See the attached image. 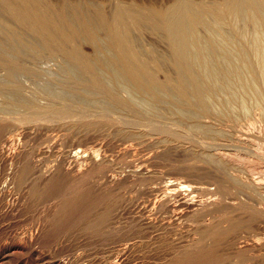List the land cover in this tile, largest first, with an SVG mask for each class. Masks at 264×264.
<instances>
[{
	"label": "bare ground",
	"instance_id": "bare-ground-1",
	"mask_svg": "<svg viewBox=\"0 0 264 264\" xmlns=\"http://www.w3.org/2000/svg\"><path fill=\"white\" fill-rule=\"evenodd\" d=\"M171 1L169 5H166L167 7L163 6L165 9H161V12H157L153 9L154 11L149 10L147 13L139 11L135 13L131 11L133 13H130V11L127 10L128 8L126 10L116 8L107 14L98 4H95L98 2L93 0H61L58 4H52L49 0H13L12 4L17 6L15 11H13L12 5H10L11 7L5 6L6 3L11 1L7 2L6 0H0L1 12L6 13L7 17L9 16V18L19 22L18 24L24 22L25 26L30 30L29 32H31L34 37L41 40L42 43H40L42 45L44 44L47 47L50 44H58L61 48L63 46L62 57L59 56L60 52L59 54L57 53V58H62V61L61 59L60 61L64 65H61V69L64 67V70L67 71L63 73L66 72L69 74L68 76L74 77L76 81H81L77 83L73 78L75 82H70L72 86L74 85V92H70L69 94H65L64 92V94L58 93V90L53 89L54 87L52 88L50 85L43 84L45 76L42 75L41 72V75L34 72L29 74L31 71L29 70L27 74L24 70L26 69L23 67L24 65L22 66L21 63L19 64V62H21L19 59L16 60L18 63L12 62V59H10V61L8 60V62L4 61L5 59L0 62V80H7L5 82L8 83L6 84L2 80V82L6 84L4 85L1 84L2 82L0 81V115L1 113H9L11 114L10 116H13V113L16 112L19 114L24 111H21V109L25 108V103H28L27 108H30L22 115L15 116V118L8 117V115L6 118H4V116L0 119V207L8 204V201L9 203H13L11 199L14 196V199H18V197L20 199L28 198L31 203L36 202L35 204L37 206H41L45 201H57V204L48 214H44V216H42V214L39 215L36 223L34 222L35 225H32V228L29 230L30 232H27L28 234L24 235L22 240L19 238L21 240H19V243L13 244L5 250L7 254L5 253L4 257L0 258V264L19 262L22 255L16 253L14 250H22L23 244H27L26 246L28 247L32 242L40 241L48 225H58V223L60 224V222L64 220L66 222V219L68 220L75 211L80 209L85 199L91 198L97 202L101 201V198L100 200L97 199L99 196H97V198L93 197L91 193L94 194V191L107 192L110 188L112 190L115 186H119L118 184L120 181L118 182V180L115 179L113 176L114 174H110L112 176L106 175V168L111 166V162L109 166L106 165V163L108 164V160L97 162L98 159L95 158L97 155H93V151L90 153L86 149L80 148L78 144H73L70 148L69 155L71 154L70 156L73 157V160L74 158L75 160H79L87 157L83 160L85 161L83 166H79L75 163L71 168L68 167L64 169L63 167H58L54 169L53 172L48 168L50 165L44 168L42 163H38L39 160L38 162L35 161L38 163L36 164L29 158L22 159L23 162L20 163H24V160L25 163L19 165L20 163L17 162V159L20 156L17 158L18 155L14 157H12L13 154L10 155V150L15 147L19 139L16 137H19V135L20 138L21 135L28 136L30 134L29 131H32L31 129L42 128V130L44 129L46 131V129L48 130L52 126H58L59 128L65 127L69 130L74 129L75 131H82L85 133L91 132V134L101 133L102 129L107 127L108 129H113L117 135L127 139H143L147 136L150 137V135L151 137L152 135H157L159 137L158 140L156 138L154 139H156L163 148L181 151V153H184V155L186 154V156L189 155L200 162L202 161L203 164L214 171V181L218 185L217 188L219 192L225 195L224 200L228 198V201L225 200L226 202H219V198L215 197L216 194L214 193L215 198L207 202L204 200V204L197 205L190 198L181 197V192L189 191V194H195L205 190L207 192L206 186H191L178 182L177 179L169 181L168 183L166 182V192H168V189L170 193L180 197L174 206H165L174 216L172 220L175 222H173L172 225H174V223L176 224V222L179 223L184 218L187 220L191 219L193 224L186 227L187 229L183 232L177 229L170 230L164 228L167 232L169 231L167 234L170 233L173 236L181 235L179 236L181 238L185 235L191 240L187 242L183 240L184 242L181 243L179 241L180 246L175 241L180 250L178 249V252H174L175 254L169 258L168 263L164 264H186L187 262L190 264L189 260L192 259H198L199 262V258L205 259V257H210V251H208V249L212 247H217V250H230L232 256L231 254L230 257L224 254L222 255L223 261L225 260L226 264H264V237H261L262 239L260 240L259 238L256 239L253 235V230L255 228L259 229L262 227L264 231V196L260 194V192L264 190V184L254 180V176L251 177L249 174L240 171L241 169L243 170L244 166L242 165L243 167L238 169L240 166H238V162L241 163V161L237 159H241L243 156H237L235 152H231V149L228 150V147H231L236 149L241 148L239 150L244 148L247 151L245 152L246 154L248 151L254 152L253 149L255 148L254 144H256V141L254 143L252 140L245 139L238 135L237 133L240 131L236 128L242 125L241 121H245L244 123H246L252 120V109H255L254 113L257 110L259 118H261V121H264V0H217V2H212L210 4L201 2V0L200 2H191L188 0ZM160 8L161 7H159V9ZM8 24L4 26L5 28L2 26L5 30L7 29L6 31L11 30ZM144 31L152 37L153 40L157 41L159 46L161 44L165 48L170 58L168 70H171V75L169 72V75L163 72L164 68L161 67L163 61L159 64V59L157 60L156 58L157 54L154 56L151 50V52L149 50H142V46L140 47V43L142 42H140V34H144ZM3 40L4 39H2V41ZM7 40L10 39L7 38ZM17 41L18 39L15 40L17 44L21 42L18 43ZM10 42L11 41H9V43ZM10 44H8L7 41V45ZM7 45L4 44V46ZM84 46L88 47V53L83 52L84 49H82V47ZM7 48L10 49L11 47L8 46ZM30 49L29 52L31 51ZM33 53L36 54V52ZM48 53H50V51ZM0 54L1 57H4V55H2L4 53L1 52ZM15 55H17V53ZM21 56L23 55L21 54ZM7 57L5 56V58ZM166 57L168 58V56ZM1 59L2 58H0V60ZM17 64L23 67V72L20 71L21 67H18ZM12 71H14V73L17 71L23 74V76L27 75L31 80L36 82L37 87L35 88L38 89V93L28 95L29 92H24L25 89L22 90L19 85H17V87L16 84L15 86H11V82H13V78H15V75H12ZM71 79L69 78V80ZM66 97L69 101L74 100V103L78 102L87 106H95L99 108V111H102L99 113L96 111L95 114L86 116H82L85 114L83 113L79 118L72 117L75 119L69 120L67 118L69 121H61L63 123H57V120L56 122L52 121L48 123L45 122L48 121V119H44L45 121H43L42 118L43 116H47V113L50 111L43 107L33 106V103L37 104V102L42 100L52 105V101L54 102L60 98L64 100ZM218 98L221 99L216 106ZM29 103L33 106L32 108ZM78 103L76 104L78 105ZM50 104H48L49 107H51ZM43 105H45V108L47 107L46 104ZM203 109H207L209 112L213 111L212 113H214L216 109L218 119L220 118V121L224 120L222 122L227 121L231 123L232 126L230 125V128L228 130L225 129V131L223 128H220L219 124L216 123L217 126L216 124L213 125L207 120ZM115 112L134 113L139 115L138 120L148 119L149 123L146 126L144 125L145 128L143 129V127L138 125L140 124L138 121H128L126 117V119L116 118L117 116L113 114ZM86 114H88V112ZM109 114H113L115 118L110 117ZM137 115L136 118L138 117ZM212 115L214 116L216 114ZM141 116L145 117L141 118ZM62 118L63 117H61V119ZM253 119L256 120L255 116ZM123 124L131 127L133 126L135 129L126 130L127 128H125L126 126L124 127ZM137 126H140L142 129ZM55 128L56 127H54V129ZM230 129L232 130L230 131ZM238 129L241 128L239 127ZM187 131L202 138L211 140L217 139V142L223 143H217V147L215 146L217 151L214 152L215 150H212L213 153H209L206 145L205 148L193 144V142L188 141L191 138L187 140L185 135V137L182 136ZM51 137L53 136H46L45 145L52 140ZM152 139L153 138H151V141ZM153 143H155V140L151 145ZM213 146L212 149H214ZM225 147L227 149H225ZM130 148L129 145H127V147L125 146L122 154L127 155L130 152ZM13 151L15 152V150ZM40 151L42 157L47 153L46 151L45 153L44 150ZM88 152L91 155L88 156ZM119 154H121V152ZM24 156L27 157L28 154ZM34 157L35 156H33V160ZM143 161L147 163L146 160ZM143 161L141 162L140 160V164L137 165L138 170H129L130 173L128 174L136 179L139 178L142 173L141 171L145 170ZM57 164V166H59V163ZM126 164L129 169L133 167L130 161L128 163L126 162ZM45 165L47 166V164ZM62 166L65 165L63 164ZM191 167H186L184 172H190L191 169L192 171L195 169ZM231 170L235 173H231ZM97 172H102L101 175H104V180H101L102 182L99 180L100 182L92 185L90 181L91 177ZM122 182L127 183L128 181ZM121 184L122 183H120V185ZM64 185H67V188L65 187L66 190L61 191ZM157 189L159 188L151 187L147 192L151 193ZM90 194L93 198L89 197L91 196ZM240 195L246 200L243 201L242 198V201H239L238 197H240ZM105 197L106 196H103L102 198L104 199ZM110 197L113 196L110 195ZM162 199L161 197V200ZM119 200L121 199H116L111 203H105L103 202L104 200H102L100 202L102 203L101 207L104 206L99 211H97L98 209L96 210V208H99L98 205H96L97 203L95 204L96 206L92 205L95 206L92 209L95 214L93 213L92 215L91 213L90 216L93 218H89L91 219V223L89 222L90 224L87 226L89 227L87 229L89 230V234L101 236L104 233L111 232L114 233L113 236L117 235L118 237V235L123 233L122 231L125 230V227H121V225L118 224L121 213L119 211V206L121 207ZM248 202L249 204L250 202L253 203V205H249ZM95 210L97 212H95ZM215 216H217V221H208V217L213 218ZM126 234L127 235L120 238L119 245H117L114 250L116 254H114L115 257L108 256L100 261H94L88 259L86 256L77 254L67 263L57 262L56 264H120V262L123 261L122 257L125 250L136 245L133 242L134 233L129 231V233ZM168 237L164 239H169ZM164 239L162 240L164 241ZM239 244H242V247H239ZM227 253L226 251L225 254ZM213 254V257H217L215 255L219 253H211V255ZM219 256L221 258L220 254ZM216 260L218 262L216 258L214 260L215 263ZM225 261L223 264H225ZM206 264H209V262H206Z\"/></svg>",
	"mask_w": 264,
	"mask_h": 264
},
{
	"label": "rangeland",
	"instance_id": "rangeland-1",
	"mask_svg": "<svg viewBox=\"0 0 264 264\" xmlns=\"http://www.w3.org/2000/svg\"><path fill=\"white\" fill-rule=\"evenodd\" d=\"M6 1L7 2L11 1V2L6 3L5 6L11 7L10 5H12L13 6L12 8L14 9L13 11H15V9H17L16 8L17 6L15 4H12L13 0H6ZM49 1L52 4H58L59 2H61V0H49ZM71 1H74V0H71ZM93 1L98 2V3H95V4L96 5L98 4V6L104 12H107V14L110 13L111 10L113 11L116 8H121V9H124V10H126L128 8L127 10H129L130 13H133V12L135 13L137 11L147 13L149 10L150 11L156 10L157 12H161L162 11L161 9H163V8L165 9V7H163V6L169 5L172 2L171 0H109V1L108 0H93ZM188 1L200 2V0H188ZM201 2H205L207 4H210L212 2H217V0H201ZM145 6L146 7L149 6V7L146 8ZM18 7H20V6H18ZM159 7H161V8L159 9ZM142 8H144V9H142ZM131 11H133V12H131ZM0 18H2V19H0V23H1L0 24V40L2 41V39H4L2 41L3 44L0 41L1 42L0 43V53L1 52L4 53V54H2V55H4V57L3 56L1 57V54H0V58H2L0 60V62L3 61L4 59H5L4 61H6V62H8V60L10 61V59H12L13 60V61L11 60L12 62L18 63V61H16V60L19 59V61H21V62H19V64L21 63L22 66L24 65L23 67L26 68L24 70H25V72H27V74H28L29 70H31L32 72L30 71L29 74L34 72V73H39L40 75L42 73V75L45 76V81H44L43 84L50 85L52 88L54 87L53 89L54 90L55 89L58 90V93H63L64 92L65 94L66 93L69 94L70 92L71 93L74 92V90H75L73 88L74 85L72 86L70 84V82L73 81L74 77L68 76L69 74L66 73L67 71L64 70L65 69L64 67H63V69H61L62 68L61 65H63V63L61 62L62 58H60L61 61H60L59 57L57 58L59 52H60L59 56L62 57V55H63L62 50L64 49L63 46L61 48V46H59L58 44H56V45L55 44H52V45L50 44L51 47L49 45V46H47L48 47L47 48L44 44L43 45L41 44L42 42H41L40 39L34 37V35L31 32H29L30 30L25 26L24 22L18 24L19 22H16L14 19L9 18V16L7 17L6 13H4V12L2 13L1 10H0ZM6 24H8V27H11V30H10L11 33H10V31H6L7 29L6 30L4 29L5 28L4 26ZM23 25H24V28H23ZM12 31H13L14 34L12 33ZM1 34H2V36H1ZM15 34H16V36H15ZM9 37H11V38H9ZM12 37L15 40L18 39V41H17L18 43L20 41L22 43L20 42L21 43V44L19 43L20 45L17 44ZM7 38L10 39V40H7ZM5 39L8 41V44L11 43L10 44L11 46L7 45V41ZM140 39H141L140 42L142 41L140 43V47L142 46V50H147V51L151 50L152 54L154 56H156V54H157L158 57L156 56V58H157V60L159 59L158 60L159 64L162 61L164 62V63L162 62L163 65L168 63V64H166L167 66L164 65L166 67H164L163 65L161 67L164 68V69L162 68L163 72H165L168 75L170 73V75H171V70H168L169 69L168 66H169L170 58H169L168 53L165 51V48L161 44L159 46V43L157 41L153 40V38L150 37L145 31H144V34L143 33L140 34ZM9 41H11V42L9 43ZM12 42H13L14 45L17 44L16 45L17 47L14 46L12 44ZM4 44L7 45V46H4ZM22 45H24V46H22ZM53 45H54V47H53ZM8 46L11 47L12 49H14L15 51L12 50L11 48H10L11 49V51H10V49L7 48ZM29 49L31 50L30 52H29ZM82 49H84L83 52H85V53L89 52V49H88L87 46L82 47ZM6 50H7V52H6ZM17 51H19V52H17ZM49 51H50V53H48ZM51 51H52V53H51ZM33 52H36V54L33 53ZM16 53H17V55H15ZM21 54L23 56H21ZM49 54L51 55V57H50ZM5 56L6 57L8 56L7 57L8 59L5 58ZM34 56H36V57H34ZM166 56H168V58ZM166 61H168V62H166ZM58 63H59V65H58ZM21 65L20 66L18 65V67L22 68V69L20 68V71L23 70V67ZM52 66H54V67H52ZM27 67H28V69H27ZM46 71H48V72H46ZM64 71H66V72L63 73ZM16 72L17 71H15V73ZM15 73H14V71H12V75L14 74L15 78H13V82H11V86H13V85L15 86V84H16V87H17V85H19L22 88V90L25 89L24 92H26V93L29 92L28 95H30V94L32 95L34 93L35 94L38 93L37 92L38 89L35 88V87H37L36 82L31 80V78L28 77L27 75L23 76V74H21V73H18V72L16 74ZM18 75H21V76H18ZM69 78L70 79L72 78V79L69 80ZM15 79H16V81H15ZM2 80L3 79H1L0 81L2 82ZM74 80H75V78H74ZM5 81H7V80H5ZM65 81H67V82H65ZM75 81H73V82H75ZM76 82L80 83L81 81L77 80ZM5 83L2 82L1 84H4V85L8 84V83H6V84ZM68 87H70L71 89L68 88ZM67 88H68L69 91L67 90ZM220 99L221 98H218V100L216 102V106L218 105V102L220 101ZM42 101L37 102V104L33 103V106L35 105L36 107H41V108L43 107L44 109L50 111V112L48 111L49 113H47L48 114L47 116H43V118H42L43 121L48 119V121H45V122H48V123H50L52 121L56 122V120H57V123H63L61 121L67 122V121H69L71 119L79 118L83 113H85V114H83L82 116H86V115H90V114H95L96 111H98L97 113L102 111V110L99 111V108H97L95 106L94 107L87 106V105H83V104H80V103L75 101L76 103H78V105H77L76 103H74V100L73 101L72 100L69 101V99L67 97L64 98V100L62 98H60L58 100H55L54 102L52 101V105L50 103H47L45 100L43 101L44 103ZM41 102L43 104H46L47 107L45 108V105H43ZM27 104L28 103L24 104L26 109L25 108L21 109V111L24 110L23 112H21L19 114L17 112L13 113L14 114L13 116H10L11 114H9V113L8 114L7 113H1L0 119L3 118L4 116H5L4 118H6V116H8V115H9L8 117H13V118H15V116L17 117L20 114L22 115L23 113L28 111L29 107L27 108V106H28ZM30 104L31 103H29V105ZM48 104H50L51 107H49ZM40 105H42V106H40ZM33 106L30 105L31 108ZM55 111L58 112V113H56ZM203 111H204V113H205V115L207 117V120L210 123H212L213 125H215L217 123V124L220 125V128H223L224 130L225 129L228 130L230 128V125L232 126L231 123H229L227 121L222 122L224 120L221 119L222 121H220L219 120L220 118L218 119L216 109H215L214 113H212L213 111L209 112V110H207V109H203ZM251 111L250 112L253 114V117L251 116L252 120H249L246 123H244L245 121H241L242 125L239 126L241 129H238L239 127L236 128V129L238 131H240L239 132L240 134L237 133L238 135L242 136L245 139L252 140V142H254V143L256 141L257 145L254 144V147L256 149L255 148L253 149L254 152L253 151H248V153H250V154H248V153L246 154L245 152H247V151L244 148L242 150H239L241 148L236 149V148L228 147V150L231 149V152H233V153L235 152V154H237V156L238 155L240 157L243 156V157H241V159L240 158L237 159L238 161H241V163L240 162H238L239 164L237 163L238 166L240 165L238 169H241L244 166L243 170L241 169L240 171L249 174L251 177L254 176L253 177L254 180H257L258 182H261V183L264 184V121H261V118H259V115L257 114L258 113L257 110H256L255 113H254L255 109H252ZM87 112H88V114H86ZM51 113H53V114H51ZM210 113L216 114V115L213 116ZM55 114H57L58 116L55 115ZM113 114L115 116H117L116 118H122V119H126L127 118L126 120H128V121L129 120L130 121L131 120L138 121L140 123L138 125L143 127V129L149 123L148 119L138 120L139 115L134 114V113H131V114L129 113L128 114V113L115 112ZM113 114H109L110 117H114ZM136 115L138 116L137 118H136ZM254 116H255L256 120L253 119ZM55 117L58 118V119H56ZM61 117H63L62 118L63 120L61 119ZM72 117H75V118H72ZM143 117H145V116H143ZM143 117L141 116V118H143ZM98 120H100V119H98ZM217 124H216V126H217ZM123 126L124 127L126 126L125 127V128H127L126 130L135 129V127H133V126L131 127L129 125H124L123 124ZM140 126H137V127L142 129ZM52 127L51 128L54 131L51 128L48 129L49 131L47 129H46V131L44 129L42 130V128L41 129H34V130L31 129L32 131H29L30 134L28 136L21 135L22 139L20 138V135H19V137L17 136L16 138L17 139L19 138V139L16 142V144L18 143L19 145L15 144V147L13 146L14 148H12L10 150V155L13 154L12 157L18 155L17 158L20 156L19 157L20 159L19 158L17 159V162H19V163L23 162L22 159H27V158H29L33 162H35V161L38 162V160H39L38 163H42L43 164L42 166H44V168H46V167H48L50 165L48 168H50L49 170H51L53 172H54V169H57L58 167H63L64 169H66L68 167L71 168L75 163H77L79 166H83L85 164V161H83V160H85L87 157L79 159V160L78 159L75 160V158H74V160H73V157L70 156L71 154L69 155L70 148L73 146V144L74 145L78 144L80 146V148H84L87 151H89L90 153H92L91 151H93V153H94L93 155H97V156H95V158L99 160V161L97 160V162H100L102 160H106V161L108 160L107 161L108 164L106 163V165L109 166V163L111 162V164H110L111 166H109V167L105 166V167H107L106 168L107 169L106 170V172H107L106 175H110V174L113 175L114 174L113 176L115 177V179H117L118 182L120 181L119 184H118L119 188L117 186H115L114 188L112 187L113 191L110 188L111 191L110 190H108L107 192L106 191L105 192H97V191L95 192L94 191V194L93 193H91V194L95 198H97V196H99L97 199L100 200V198H101V201L104 200L103 202H105V203H111L112 201H114L116 199L117 200L121 199V200H119V202H120L119 204L121 205V207L119 206V208H120L119 211L121 213L119 212L120 213V216H119L120 220H118V224H120L121 227H125L124 229L126 231L123 230L122 231L123 233L118 235V237H117V235L113 236L114 233H111V232L104 233L101 236H93L91 233L89 234V230H87L89 227H87V226H89V224L91 223L90 222L91 219H89V218L92 217V216H90L91 213H92V215L94 213V210H92L93 207L98 205L99 208H96V210L98 209L97 211H99L100 209L103 208L104 205L101 207V204H102V203H100L101 201L97 202V201H94L91 198H89L87 200L85 199V201H83L85 204L82 203L81 206H80V209L75 211L70 216V218H68V220L66 219V222L64 220V221L60 222V224L58 223V225L57 224H53V226L48 225V227L46 228L47 232L45 231L44 236L42 237V239L40 241H37V242H34V243L32 242L30 244V246L28 245V247L26 246L27 244L24 245L23 243H21V244H23L22 250H14V251H16V253H20L22 255L21 260L19 262H11L10 264H13V263L14 264H56L57 262L67 263L68 261H70L72 259V257H75L77 254H81L83 256H86V257H88V259H92L94 261L95 260L96 261H100L101 259H104L105 257H108V256L109 257H115L116 254L114 253V250L117 247V245H119V241L121 240L120 238L125 236V235H127L126 233H129V231H132L134 233L133 242L136 245H134L131 248H128L127 250H125V252L123 254V257H122L123 261L120 262V264H164V263H168L169 258L172 257V255H174L176 252H178L180 243L184 242V241H186V242L187 241H191V240H189L190 238H188L185 235H183V237L181 238V237H179L181 235L173 236L170 233L167 234L169 231L167 232L166 230H164V228L165 229L167 228V229H170V230L177 229L178 231H180V232L182 231L183 232V231H185L187 229L186 227H188L189 225H192L193 223L191 222V219L187 220V219L184 218L179 223L176 222V224L174 223V225H172L173 222H175L174 220H172V219H174V216H173V214L171 212H169V210L165 206H174L176 204L177 200H179L180 197H177L176 194L170 193L168 189H167L168 192H166V190H165L166 189V187H165L166 186V182L168 183L169 181L177 179L178 182L189 184L191 186H193V185L194 186H197V185L198 186H200V185L201 186H206L207 187V192L205 190L203 192H198V193H195V194L191 193L192 195L189 194L190 193L189 191H184V192L182 191L181 192V197L190 198L197 205L204 204L205 201L206 202L210 201L211 199H213L215 197L219 198L218 199V200H220L219 202H224L225 200L228 201V198H226L224 200L225 195H223V194H221L219 192V190L217 188L218 185L214 181V177L215 176H214V171L212 169H209V167L206 166L205 164H203L202 161L200 162L199 160L194 159V157H191L189 155L186 156V154L184 155V153H181V151L174 150V149H169V148H168L169 149L168 150L167 148L166 149L163 148V146L160 145L156 141V139L158 140V138H159L157 135H152V137H151V135H150V137L147 136V137H149L148 139H150V140L146 139L147 137H145L143 139L142 138H139V139L138 138H136V139L135 138H132V139L128 138L127 139L125 137L117 135V133L113 129L109 128L110 129V131H109V129L107 127L102 129V131H104V132L101 131V133H96V134L95 133L91 134V132L90 133H88V132L85 133V132H82V131H75L74 129L73 130H69V129L65 128V127H60V128L58 126H52ZM54 127H56V128L54 129ZM47 128H49V127H47ZM106 128L108 129V131H107ZM50 130H52V131H50ZM231 130L232 129H230V131ZM115 133H116L117 136L115 135ZM47 135L48 136H53L54 138L51 137L52 140L50 142L46 143V145H45L44 143H45V139H46ZM184 135L186 136L187 140L190 139V138L193 139V140H191V139L188 140L189 142H193V144H197V145H200V146H203V147H205V145H206L207 146V151L209 153L210 152L213 153L214 150H215L214 152L217 151V149H216L217 143L218 144H222L223 143V142L222 143L221 142H217V139L216 140H211V139L202 138V137H200L198 135H194V134L190 133L189 131H187L182 136H184ZM189 135H190V137H189ZM151 138H153L152 141H151ZM154 138H156V139H154ZM19 140H20V142H19ZM154 140H155V143H153L151 145V143L154 142ZM150 141H151V143H150ZM154 144H156V145H154ZM157 144H159V145H157ZM42 145H43V148H42ZM127 145H129L131 147L130 148V152H129L130 154L129 153L127 155L126 154H122V151L124 150L123 148L125 146L127 147ZM212 146L214 147V149H212ZM50 147H51V149H50ZM38 149L44 150V152L46 151L47 153L45 152L46 154H44L43 157H42L41 154H40L41 151L38 150ZM131 149H132V151H131ZM162 149H164V150H162ZM225 149H227V148L225 147ZM232 149H233V151H232ZM13 150H15V152ZM161 150H162V152H161ZM170 150H172V151H170ZM237 150H239L240 152L237 151ZM243 150H245V151H243ZM36 151L38 152V154H37ZM168 151H170V152H168ZM174 151H176V152H174ZM24 152H25V154H24ZM89 152H88V156L91 155V154H89ZM118 152L119 153L121 152V154H119ZM251 152H253V153H251ZM257 153H258L259 157L257 156ZM26 154H28L27 157L24 156ZM33 156L36 157V158L34 157V160H33ZM44 156H46L47 159ZM257 157H258V159H257ZM187 159H189V160H187ZM19 160H21V161H19ZM41 160L43 162H45V163H43ZM77 160H78V162H77ZM140 160H141V162L143 160L147 161V163H145V161H143V163L145 165L144 168H145L146 171L145 170L141 171L142 172L141 176H139V178L136 179V178L132 177L128 173H130V171L132 169L133 170L134 169L138 170V168H137L138 166L137 165L140 164L139 163ZM129 161H130V163L133 166L130 169H129V167L126 164V162L128 163ZM192 161H193V163H192ZM195 161H197L198 163L195 162ZM55 162L59 163V166H57L58 164L55 163ZM24 163H25V160H24ZM24 163H20L19 165L24 164ZM38 163H36V164H38ZM191 163H192L191 166H193V164H194V166L196 165L195 167L193 166L196 170L194 169L195 171L194 170L192 171V169H191L190 172H184L185 171L184 169H186V167L187 168L191 167L190 166ZM246 163H248V164H246ZM45 164H47V166ZM63 164L65 166H62ZM197 166H200V167H197ZM111 167H113V168H111ZM193 167H191V168H193ZM207 167H208L209 170L207 169ZM200 168H202V169H200ZM231 171H232L231 173H235L233 170H231ZM101 173L102 172H97L96 174L92 175L91 180H90L92 185H95V183L97 184L101 180H104V178H103L104 175L103 174L101 175ZM112 175H110V176H112ZM127 175H129V176H127ZM128 177H129V179H128ZM143 178H145V179H143ZM122 181H124V182L128 181V182L127 183L126 182L123 183ZM120 183H122V184L120 185ZM66 186L64 185V188L62 187L61 191H65L66 188H67ZM151 187H157L159 189H157L156 191L151 192V193L147 192L148 189L151 188ZM61 191H59V192H61ZM262 191L263 192H260V194H261V196H264V190H262ZM209 194H211V195H209ZM92 195L89 196V197H92ZM110 195L113 196V197H110ZM214 195H215V197H214ZM103 196H106V197L103 199L102 198ZM14 197H12V199H11V201L13 203H11V202L9 203V201H8L7 202L8 204L0 207V258L4 257V255L6 253L5 250H7L13 244L19 243L22 240L23 236L27 235L30 232L29 230L32 228V225H35L36 220L38 219L39 215L42 214V216H44V214L45 215L48 214L50 212V210H52L53 207L57 204V201L49 200L48 202L45 201V203H43L44 205L42 204L41 206L40 205L37 206L35 204L36 202L35 203L34 202L31 203V201H29L28 198L27 199H25V198L20 199L18 197V195H17L18 199H14ZM161 197L164 199V201H163V199L161 200ZM209 197H212V198H209ZM240 197H238L239 201H242V198H243V201L246 200L244 197H242V195H240ZM207 198H208V200H207ZM52 202H53V205H52ZM159 202L162 203V204H160ZM157 203H159V204H157ZM10 204H11V207H10ZM248 204H249V202H248ZM92 205H95V206H92ZM249 205H253V203L250 202ZM157 206H158L159 209L157 208ZM96 210H95V212H97ZM42 211H43V213H42ZM217 216H218V214H217ZM217 216H215L213 218L212 217H208L207 219H208V221H217ZM85 219H86V221H85ZM170 221H172V222H170ZM124 224H127V225H124ZM167 225H168V227H167ZM177 225H179V226H177ZM263 232L264 231H263L262 227H260L259 229L255 228L253 230V235L256 237V239L259 238L261 240L264 237V233ZM168 236H170V237H168ZM98 237H99V239H98ZM165 237H168L170 240L166 238L167 240H169L168 242H166L167 240L164 239ZM176 237H178L180 240L178 238H176ZM100 238H101V241H100ZM162 239H164V241ZM186 239H188V240H186ZM175 241L179 244V246H178V244H176ZM179 241H180V243H179ZM3 246H4V248H3ZM167 246L168 247L170 246L172 248H170V247L168 248ZM239 247H242V244H239ZM214 248L212 247V248H209L210 250L208 249V251H210V255H209L210 257H205L206 260L204 258H199L200 261L198 262V259H192V260H189L190 264H206V262L207 263L209 262V264L210 263L214 264L215 263L214 260L216 258L218 259V262L216 260L215 264H220V263L223 264L224 261H225V260L223 261V257H222L223 254L228 256V257H230V254L232 256V253H230V250H228V249L227 250L226 249H222L224 251L223 252L222 250H217V247H214ZM211 249H214V250H211ZM175 250H177V251H175ZM225 250L228 252L227 254H225V252H226ZM221 252H222V254H221ZM211 253H215V254L219 253L221 255V258L219 256V254L215 255L217 257H213L214 254L211 255ZM219 259L222 260L223 262L220 261ZM113 260H114V258H113ZM207 260H209V261H207ZM186 264H189V262H187ZM225 264H226V261H225Z\"/></svg>",
	"mask_w": 264,
	"mask_h": 264
}]
</instances>
